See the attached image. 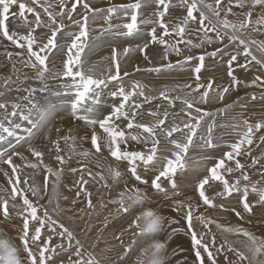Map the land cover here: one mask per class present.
I'll return each mask as SVG.
<instances>
[{
  "label": "snow or ice",
  "instance_id": "snow-or-ice-1",
  "mask_svg": "<svg viewBox=\"0 0 264 264\" xmlns=\"http://www.w3.org/2000/svg\"><path fill=\"white\" fill-rule=\"evenodd\" d=\"M246 5L248 11L240 13L242 19L233 21L228 18L236 15L234 7L244 9ZM14 8L16 11H13ZM78 8H82L83 12H78ZM175 8L180 9V16H172L171 10ZM257 8L260 15L253 19V10ZM98 20H102L103 24L93 28L91 25ZM149 25L150 29L147 28ZM21 28L25 31L21 32ZM38 29L42 31L38 32ZM249 29L252 32L264 31V0H250V3L249 0H227L226 4L225 0H128L126 3L109 2L106 7H93L90 0H0V43L7 41L19 50L8 51V45L4 46V57L11 64V74L0 83V89H3L0 90V163L11 170L10 174L7 170L3 173L11 189L8 198L0 197V213L3 216L0 223L11 219L10 209H14L21 220L19 248L0 239V264H102L94 252L87 250L74 229L63 222L64 214L71 212L67 220L74 222L77 211H85L84 208L75 210L73 207H62L60 203L61 199L68 200L67 196L59 193V187L64 166L71 160V156L66 159L61 154L60 141L67 143L69 139H76L68 135L51 138L53 131L60 133L61 129L54 127V122L64 113L88 126L83 134L77 133V136L83 141L90 140L91 149L94 150L76 153L73 147L74 154L84 159L96 155L97 167H101V158L110 157L116 164L115 167L111 164L107 166L112 185L108 184L102 173L93 174L86 163L78 161L79 167L68 168L73 174L79 173L73 185H65L69 191L76 189L71 205L83 202L87 209L92 210L88 212L91 218L97 204L93 203V193L86 186L90 180L96 181L99 177L97 182H103L101 187L117 191V197L107 202L117 206L114 213L110 211L104 217V228H107L111 223L110 216H126L132 213L134 207H143L150 200L146 189L151 188L157 196L171 202L168 206L173 212L178 215L183 213L181 219L186 227L172 228L167 233V239L181 231L190 237L194 257L191 264H219L220 255L224 256L225 264H264V259H261L264 257V239L240 226H223L205 215L208 209H219L231 211L243 220L245 214H254L256 205L264 207V164L257 170L260 179L253 181L247 166L239 159L241 156H251L254 139L264 143V134L255 136L264 129V120L251 123L248 119H242L240 124L246 130L237 133L239 138L233 143H218L213 135L215 129L228 125H218L217 116L227 114L236 106L246 108L247 103H240V99L244 98H238L214 111L201 107L222 104L226 95L238 91L240 87L264 88V76L254 74L250 81H245L235 74L236 68L250 72L252 67H256L257 72H264V41L245 38ZM194 33L198 42L188 38ZM106 35L138 38L142 43L128 45L121 50L113 46L111 63L105 73L96 76L93 71L95 65L86 71L82 57L86 49H91L93 41ZM214 44L217 45L215 49L207 51V47ZM194 49L203 51L196 54ZM131 53H138L142 57L144 67L137 64L133 72L122 71L119 57H128ZM172 54L178 57L175 62L170 59ZM14 55L17 60L11 63ZM224 55L229 57L226 61L229 83L216 84L211 76L203 82L201 74L214 70L206 60H222ZM155 57L159 58V63ZM238 57H243V62ZM57 60L58 65L53 63ZM17 64L31 69L33 74L21 76ZM176 69L190 72L192 82L164 86L157 95L146 94L145 89L148 92L155 89L138 80H133L128 87L124 84L125 78L137 72L159 76ZM28 80L37 86L25 85ZM50 81L57 82L55 87L50 85ZM12 92L25 94L8 99ZM173 92L184 94L173 96ZM257 99L264 101V92L259 97L255 93L250 95L251 101ZM153 101H167V105L156 104L154 108L145 109L144 106ZM177 101L181 105L178 110ZM145 114L155 118L154 122H141L138 118ZM177 117L180 123H176ZM239 126L234 123L232 128L235 130ZM133 129L139 131L133 132ZM36 138H43L54 145L53 159L58 167L46 164L44 152L31 147L30 142ZM133 142L142 147H134ZM22 145L27 146L26 150L35 159V162L26 161L24 164V167L33 170L30 176L22 177L18 172L20 166L13 160V157L25 159L18 150V146ZM221 147L228 149L221 156L206 154L199 158V161L215 160L214 164L205 166L204 174L196 179L195 191L199 203L193 206L191 202L175 199L181 195L177 178L189 170L187 158L190 150L209 153V150ZM105 150L107 157L103 156ZM122 163L126 164L124 171L119 167ZM259 163V159L252 158L253 168ZM41 169L43 180L37 184L35 177ZM125 175L136 185L146 186V189L142 190L136 185L129 187L127 180L120 189V181ZM209 191H212V195L208 194ZM250 194H255L257 199L250 201ZM234 196L238 197L240 209H229L223 203ZM81 197L83 201H80ZM53 199L55 206L50 209ZM217 199L223 202L217 204ZM98 206L100 209L107 207L102 200ZM202 207L205 212L200 211ZM164 219L151 209L136 214L127 228L114 236L123 246L119 259L123 261L138 243L133 239L131 244L124 246L122 237L125 232H132L133 237L154 236L163 230ZM176 223L179 221L175 219L168 221L169 226ZM197 223L202 231L196 230ZM260 223H264V220ZM213 225L223 232L245 237L251 256L230 245L227 240L217 245ZM11 227L15 228L16 225ZM91 227V224L85 226V236ZM102 231L99 230L96 241L91 245L93 249L100 241L99 233ZM206 236L208 240H205ZM54 240L58 242L53 243ZM165 249L166 242L154 240L141 250L135 264H167L168 257L162 256ZM228 252L233 253L235 259H229ZM62 254H66L67 258L55 259ZM176 254V250H173L172 255ZM176 264L182 262L177 261ZM183 264H187V258Z\"/></svg>",
  "mask_w": 264,
  "mask_h": 264
},
{
  "label": "rangeland",
  "instance_id": "rangeland-1",
  "mask_svg": "<svg viewBox=\"0 0 264 264\" xmlns=\"http://www.w3.org/2000/svg\"><path fill=\"white\" fill-rule=\"evenodd\" d=\"M226 1L227 0H225V2ZM66 2H68V0H66ZM104 2L105 3H103V4H99V7H106L109 2H112V3H126V2H128V0H105ZM211 2H213V0H211ZM173 10H174V17L181 15L180 9L175 8ZM13 11H16V9L14 8ZM247 11H248V6H247ZM78 12L82 13L83 9L82 8H78ZM243 12H246V11H243ZM240 13L241 12H237L236 13L235 21H237L238 19H242L243 18L242 16H240ZM255 14H256V9L253 10V16ZM222 15H223V13H222ZM29 19H32V18L29 17ZM17 22L20 23V21H17ZM177 22H179V21H177ZM66 23H67V21H66ZM98 24L99 25H95V26L99 27L101 24H103V21L100 20ZM147 28L150 29L151 25L147 26ZM69 30H74V29H69ZM23 31H25V30L23 29L21 32H23ZM37 31L39 32L40 30L38 29ZM258 34L261 35L262 38L257 36ZM257 37H259V38H257ZM188 38L192 39L194 42H198L195 33L192 34L191 36H189ZM245 38H254L257 41L258 40L264 41V34H262V32H256V34L255 33H248ZM92 43L96 44L98 49H104L106 51V53L108 54V59L102 60V62L99 63L98 64L99 66H98L96 63L91 62L92 59L89 56L88 57L86 56V59H85L84 55H83L82 58L85 61L84 67H85V70L87 71L89 68H93V66L95 65V67L93 69L94 74L96 76H100L101 74L105 73L106 67L109 65V63H111L110 55H111V49H112L113 46H115L117 49L121 50L123 47L128 46V45H134L136 43H142V40H140L138 38H124V37H117V36H114V35H106V36L100 38L99 40L93 41ZM225 43H227V41H225ZM2 44L3 43H0V48H2V49H3V47L5 45H8V47H7V50L9 49L8 51H13V52L19 51L17 49H14L9 44V42H7V41H4L5 45H2ZM216 46L217 45H215V44L211 45V46H208L207 47V51H209V52L213 51ZM181 47H183V45H181ZM253 48H255V46H253ZM150 51H151V49H150ZM193 51L196 54H200L203 51V49H194ZM102 52H104V51H102ZM104 55H106V54L104 53ZM228 58L229 57L227 55H224L222 60L219 59V58H217L216 60H213L212 58H208L206 60V63L209 64V65H212L214 70L206 71V72H203L201 74L202 78H203V82H206L207 78L209 76H211V77H213L215 79L216 84L227 85L229 83V78L226 75V69H227L226 61L228 60ZM4 59H5V57H4ZM87 59L91 62L92 66L87 64V62H86ZM119 59H120L121 65H122V71L123 70H127L129 72H133V69H134L135 65L139 64L141 67H144V64H145V62L143 61L142 57L138 53H131L128 57H122L121 56V57H119ZM155 59H156L157 63L160 62L158 57H155ZM170 59L173 62H175L178 59V57H176L174 54H172V55H170ZM243 59H244L243 57H238V60L240 62H243ZM16 60H17V57H15V55H14L12 62L15 63ZM5 61H6L5 64L8 65L10 67V69H11V65L9 64L10 62L7 64L8 61L6 59H5ZM3 63H4L3 61H0V65H2ZM55 63L58 65V62H55ZM20 66L21 65H19V64L17 65V68L20 69V75L22 73H24V72L28 73V70H31V69H27V68H23L22 69V67H20ZM86 68H88V69H86ZM254 68L255 67H252L250 72H245L243 69H240V68L237 69L236 68L235 74L240 79L245 80V81H250L254 74H259L261 76H264V72H257L256 73L255 70H257V69H254ZM190 77H191V73L190 72L182 71L180 69H176V70H173L170 73H166V74L159 75V76H157L154 73L137 72L132 77L125 78L124 84H125L126 87H128V86L131 85V83H132V81L134 79V80L140 81L141 83H144V82L156 83L157 85H162L163 83H170V84L176 85V84H183L184 82H192ZM13 79H15V75H13ZM0 80H1V77H0ZM49 83L53 87H55V85L57 84V82H55V81H50ZM25 85L37 86L31 80L25 82ZM161 89H162V87L159 86L153 92H149L148 93L147 89H145V92L148 95H150V94L151 95H157L159 90H161ZM185 91H187V90H185ZM262 92H264V88H257V87L245 88V87H240L238 91H232V92H230V94L226 95L225 100L223 101L222 104L221 103H216V104H213V105H201V107L205 108L206 110H213L214 111V110H216L218 108L223 107V105L231 104L233 101H236L238 98H244V99H240V103H242V104L243 103H247V107L246 108H241L239 106H236L231 111H229L227 114H225L223 116H217V118H216L217 119V124L218 125L221 124V123L227 124L228 127H217L215 129L213 135L216 138V142H218V143H233V142H235L239 138L237 133H241V132H244L246 130L245 127L242 124H240V121L242 119H248L251 123H255L257 121L264 120V106H262V104H264V101H261L259 99H257L256 101H251L250 100V95L252 93H255L257 95V97H259ZM24 94L25 93H23V92H20V93L13 92V93L9 94L7 98L8 99H13V98H15L17 96H22ZM183 94H184L183 92H173V93H171V95H173V96H175V95H183ZM134 99H139V98H134ZM53 100H54V98H53ZM23 103H26V102H23ZM155 103L156 104L167 105V101H153L152 104H150V105L146 104L144 107H145V109L154 108L155 105H156ZM179 107H181V105H180L179 101H177L176 102V110H178ZM161 110H163V109H161ZM104 111L106 112L107 109H104ZM169 111H173V109H169ZM231 118H236V119H234L235 120L234 121ZM138 119H140V121L143 122V123L154 122V120H155V118L149 117L146 114L144 116H142V117H139ZM169 119L171 120L172 117H170ZM59 121H61V124H59L60 123ZM180 122L181 121H180L179 117L176 118V123H180ZM55 123H56L57 127H60V129H63L65 127V131H63V136L66 135V133H68L69 136L71 137L72 132H73V134H74L73 137L75 136V138H76L78 136L75 135V134H77V133L83 134V132L88 129L87 125H84L83 122H81V121H74L69 115H67V113L62 114V118L58 117L57 121H55L54 124ZM62 123H63V125H62ZM72 123L75 126L79 125L78 127L77 126L76 127L77 128H82V129H77L74 125H72ZM234 123L240 125L235 130L232 128V125ZM56 125H54V127H56ZM69 125L73 126V130L74 131L72 130V127L69 126ZM62 126H63V128H62ZM68 130L71 131V135H70V131L67 132ZM77 131H79V132H77ZM136 131H139V130L133 129V132H136ZM201 131H203V129H201ZM75 132H77V133H75ZM53 133L56 134L55 131H53ZM60 133L62 134V130L60 131ZM60 133H58L57 135L58 136H62V135H60ZM261 134H264V129H262L261 132L256 133L255 136L259 137ZM177 135H179V134H177ZM221 137H222V140H221ZM53 138L56 139L57 137H53ZM40 140H42V138L41 139L40 138H36V139L32 140L30 142V144H32V145L34 144L35 145V143H36L38 145V146L35 145L36 148H38L37 150L43 151L44 154H45L44 157L46 155L48 156L49 155L48 153H51L52 156H51L50 160L47 161L46 164H49L52 167L55 166V168L58 167L57 162L54 161V159H53V156L55 154L54 148H53L54 146H52V144H50V143H48L47 146H44L43 144H41L43 141L41 142ZM71 140L72 139H69V141L67 142L68 144L65 143L63 140H61L62 142L60 141V146L63 149L61 154H63L66 159L68 158V156L71 155V160H72V161L70 160V162H68L64 166L65 171L63 172L64 175L62 174V179H65L66 181L71 180L73 183H74L75 180L78 179L79 173L71 174V172H70L71 175H69V171L67 169L71 168V167H79V164H77V162L79 160V162H81V163H86V164L88 163L87 167L89 169L91 168V171L93 172V174H95L97 172L102 173L104 175L105 179L107 180L108 184L112 185V179H111L110 174H108L109 172L107 171V166L109 164H111L113 167H115L116 166L115 162L110 157H108V159L101 158L100 159L101 162L100 161L99 162H100L101 165H102V163L104 165L101 166V167H97L95 165V161H97V159H96L97 156L96 155H92V156H89L87 159H84L83 157L74 154V152L72 151V148L76 145L75 146V150H76L75 152L76 153H78L80 151H85V150H91V151L94 152V150L91 149L90 140L83 141V140L79 139V137H78V138H76V142H75L76 144L73 143L75 140L74 141L72 140V143H71ZM34 145L32 147L35 148ZM133 146L136 147V148H141L142 147V145H135L134 142H133ZM19 147H21V146H18V150L20 152H22V155L25 157V159L22 160L20 157H13L14 163L20 166L18 168V172L21 174L22 177L23 176H30L33 173V170L24 167V164H25L26 161H29V160L35 162V159L34 158L32 159V156L30 155V153H28L29 151H27V150H26L27 152L25 151L26 145L25 146L22 145L23 148L22 147L19 148ZM47 147H50L51 149H53V151L51 149L46 150ZM66 149H67V151H66ZM49 150H50V152H49ZM226 150H228L226 147H221V148H218V149H215V150H209V153H204V152H202V151H200L198 149L190 150V152L188 154V158H187V164H188V169L189 170H188L187 173H185L182 176H178V178H177L178 179V183L180 184L181 195L179 197H175V199H177V200H185V201L191 202L193 204V206H195L197 203H199L198 194L195 191L196 179H197L198 176L204 174L205 166H210V165L215 163L214 159L213 160H202V161H199V158L205 156L206 154H210V155H212L214 157H219ZM23 152H24V154H23ZM26 153H27V155H25ZM28 154L30 155V157H29ZM67 154H69V155L67 156ZM107 155H108L107 151L105 150V152L103 153V156L107 157ZM75 157H76V159H75ZM253 157H255V158L260 160V163L257 164L255 166V168H253L251 166V160H252ZM93 158L96 159V160H94ZM239 159L241 160L242 163H244L247 166V170L249 172V175H250L251 179L253 181L259 180L260 176H259V173H258L257 170L260 169L261 164H264V143H261L258 139H254V143L251 146V156H246L245 155V156L239 157ZM73 160L75 161L76 164L73 162ZM84 160H88V161L84 162ZM198 161H199V163H198ZM0 165L4 166V167H8L7 165L2 164V163H0ZM229 165L234 167V164L232 162H229ZM119 167H120L121 171H124V169L126 168V164L122 163ZM95 168H97L98 170L95 169ZM10 172H11V170H10ZM190 172H191V175H190ZM65 173H67V174H65ZM186 174H188V175H186ZM236 175H239V173H236ZM85 178H87V176ZM226 178H229V177H226ZM35 179H36L37 184L42 183V180H43L42 169L40 171V174L37 175L35 177ZM125 180H127L129 187H131L133 185H136V182L134 180H132L129 176L125 175L120 181V189L123 188ZM97 181H99V177H97L96 181H91L90 180L89 185H87L86 187L93 193V195H92L93 203L97 204V208H99V206H98L99 202H100L99 198H100V196H102V201L104 202V199H103L104 193L103 192L105 191V189L112 190L113 193H114V194H108L107 195V198L109 196V199L116 198L117 197V191H115V190H113L111 188L101 187V184L103 182H97ZM29 183H32V181L29 180ZM62 183L63 182H61V184ZM136 186L139 187L142 190L146 189V186H144V185H136ZM165 186H167V182H165ZM72 190L69 191V192H73V194H75L74 191L76 189H74L73 191ZM146 190H147V193H148V195L150 197V200L145 202L143 207H139V206L134 207L132 212H134V211L135 212L133 214L136 215V214L140 213L143 210L151 209L154 212H156L157 214L163 216L165 219H164L163 230L160 231L159 233L155 234L154 236H151L152 240H150V241H148L146 243H145V239L142 240L140 245H139L140 250H142L143 248H147L149 246V244H151L154 240H159L160 242H166V249L162 253V256L168 257L167 264H176L177 261H181L182 264H183V262L185 261V258H187V264H191V262L194 259V257H193L192 251H191L190 237L186 236L184 234V232L181 231V232H178L175 235H173L171 239H167V233L171 232L172 228H184V227H186L184 221L181 219V216L183 215V213L178 215L177 213L173 212L171 210V208L168 206L171 203L170 201H165V200H163L162 197L157 196L153 192V190L151 188H147ZM96 194H98V195H96ZM208 194L212 195V191H209ZM29 195H30V193H29ZM250 195H251V198L249 199L250 201H255L257 199L255 194H250ZM96 196L98 198H96ZM74 198H75V195L73 196V199ZM82 199H84V198L81 197L80 201H83ZM43 202H46V201H42V203ZM222 202L223 201H220L219 199H217L215 201V203H217V204L222 203ZM223 203H225V206L227 208H229V209L233 208V207H235L237 209H240V205L238 204V197L237 196H234L233 198H229L228 202H223ZM77 204H79V203H77ZM77 204L73 205L72 207L75 208L74 206H77ZM53 205L55 206V199H53ZM53 205L50 206V209L52 207H54ZM13 210H10V211L12 212V215L15 216V220L13 222L11 220H8V221H3V223H0V239H5L10 244H12L13 246H16V247L19 248L20 247V241H19V238H18V231H19V226L21 224V220H20L19 217H17L15 215V211H13ZM90 211H92V210H90ZM200 211L201 212H205L203 207L200 209ZM100 212L102 213L103 217L100 218V219H97L96 222L94 221L93 218H89V217H86V218L80 220V215H82V214H79L78 216H76L75 219L77 220V222H80V223H78L77 230H75L73 228L76 236L78 238H80L85 243L86 248H87L88 251L94 252V254L97 256V258L102 261V264H115L117 262H119V264L120 263H122V264H134L135 263L134 261H136L137 257H140L141 251L139 250L137 255H135L136 257L132 258V257H130L131 254H128V256L125 257V259L123 261H121L119 259V257L123 253V246L121 245L120 241H118V240H116L114 238L115 234L118 231L122 230L123 228H127L128 224L131 222L132 219L130 218V216L128 218H126L128 215L120 216L123 219V221L121 220L122 222L116 228L112 227V223H109L108 227L104 228V223H103L104 217L107 216L110 211L108 209H106V207H105L104 209H100ZM253 213H254L253 214L254 216L245 214L243 220L238 219L235 216V214L232 213L231 211L223 212V211H221L219 209H208L205 212V215L206 216H211L214 220H217L223 226H226V227L240 226V227L248 230L249 232L253 233L256 237L264 239V223H260L261 220H264V207H261L260 205H256L253 208ZM255 213H258V214L255 215ZM84 214L82 216H84ZM70 215H72V213H70V212H69V214L68 213L64 214L63 222L65 224H67L69 227H72L71 224H73V223L69 222L67 220V216H70ZM86 215L88 216L87 212H86ZM228 217H234L235 218V223H232L230 221L231 219L228 218ZM227 218H228V220H227ZM109 219L112 222V216H110ZM115 219H119L120 220L119 216H116ZM171 219H175V220L179 221V223L172 224L171 226H169L168 221L171 220ZM2 220H3V216H2V213H0V221H2ZM98 221H99V224H98ZM95 223H96V225H95ZM88 224H91L92 227H91V231L87 233V236H85V233H84L83 230L85 229V226L88 225ZM11 225H16V227L13 228V227H11ZM211 227H212V231L216 235V244L217 245L221 244L222 239H225V240L229 241V244L234 246V247H235V245H237V243H239V241H241V243H243V245H241V247H247L246 245L249 243L246 240V238L243 237V236H238V235H234V234H231V233L223 232L220 229H217L215 227V225H213ZM100 229H104L103 233L100 232L99 234H100V236H102V239L104 240V244H105L106 247H105V252H103V253H101L99 255V254H97V247L98 246L96 245V247L93 249L91 247V245L93 244V242L96 241L97 234H98ZM196 230L197 231H202V228L200 227V225L198 223L196 225ZM132 231H135V229H133ZM91 234H94L93 236L95 237L93 242L89 240V238L91 239V237H92V236H90ZM104 235H105V237H104ZM122 239L124 241V246H127V245L131 244L132 240L134 239V237L132 235V232H125L123 237H122ZM208 239H209V237L206 236L205 240H208ZM56 241L54 240L53 243H56ZM173 250H176V253H177L176 255H172ZM135 251H137V250H135ZM247 253H249V255H251V253L248 251V247H247ZM21 255H23V253H21ZM227 255H228L229 259H232L233 257H234L233 259H235V256L232 255V253L228 252ZM61 258L66 259L67 258L66 254H62V257H57L55 259L59 260ZM142 259H146V258L142 257ZM261 259H264V257H261ZM218 261H219V264H225L224 256L223 255L218 256Z\"/></svg>",
  "mask_w": 264,
  "mask_h": 264
},
{
  "label": "bare ground",
  "instance_id": "bare-ground-1",
  "mask_svg": "<svg viewBox=\"0 0 264 264\" xmlns=\"http://www.w3.org/2000/svg\"><path fill=\"white\" fill-rule=\"evenodd\" d=\"M105 0H90V3L92 4V6L93 7H99V4H103V3H105L104 2ZM209 2H211V0H209ZM227 3V1L225 2V4ZM249 3H250V0H249ZM242 11H247V5L245 6V8L244 9H240V8H236V7H234L233 8V12L234 13H237V12H242ZM171 12H172V16H174V10L172 9L171 10ZM260 15V10H259V8L258 9H256V14L253 16V19H255L257 16H259ZM230 20H233V21H235V15H230L229 17H228ZM13 19H15V18H13ZM99 21L100 20H98L95 24H92L91 26L93 27V28H98L97 26H95V25H99L98 23H99ZM18 23V22H17ZM20 31H22L23 30V28H21V29H19ZM40 31H42V30H40ZM248 33H255L256 34V32H252L250 29L248 30ZM262 34H264V31H262ZM257 36H259V37H261L262 38V36L261 35H257ZM259 37H257V38H259ZM258 41H261V40H258ZM2 45H5L4 44V42H3V44ZM108 48V47H107ZM111 49V48H110ZM254 50H255V48H253ZM4 47H3V49L2 48H0V61H3L4 63L2 64V65H0V77H1V80H0V83H2V81H3V79L5 78V76H7V75H9V74H11V69H10V67L9 66H7V67H5V59H4ZM9 50V49H8ZM118 50H120V49H118ZM102 51H104V52H102ZM104 53L107 55H104ZM258 54V53H257ZM86 56L88 57H90L92 60H91V62H94V63H96L97 65L99 64V63H101L102 62V60H104V59H108V54L106 53V51L104 50V49H98L97 48V45L96 44H94V43H92V47H91V49L89 50V49H86V51H85V54H84V58L86 59ZM111 56V55H110ZM89 59V58H88ZM87 59V64L88 65H90V66H92L91 65V62L89 61ZM55 62H58V60L57 61H53V63H55ZM9 62H7V64H8ZM13 63V62H12ZM10 64V63H9ZM110 64V63H109ZM11 65V64H10ZM18 65V64H17ZM99 66V65H98ZM101 66V65H100ZM20 67H22V66H20ZM135 67V66H134ZM22 69H23V67H22ZM86 69H88V68H86ZM238 69V68H237ZM254 69H256V67L254 68ZM253 69V70H254ZM103 72V71H102ZM143 72V71H142ZM255 72L257 73V70H255ZM24 73H26V72H24ZM24 73H22V74H24ZM99 73V72H98ZM21 74V76H23ZM27 74H29V75H32L33 73H32V70H28V73ZM12 78H13V76H12ZM134 80V79H133ZM29 81V80H28ZM27 82V81H26ZM56 84V83H55ZM144 84H148V85H150L151 87H153L154 89H156L157 87H159V86H161L162 88L164 87V86H168V87H172V86H174L173 84H170V83H163L162 85H157L156 83H147V82H144ZM13 87H15V85H13ZM0 90H3V89H0ZM148 91V90H147ZM13 93V92H12ZM149 93V92H148ZM11 94V93H10ZM151 95V94H150ZM156 104V103H155ZM68 115V114H67ZM228 116V115H227ZM178 118V117H177ZM230 118V117H229ZM237 118V117H236ZM236 118H231L232 120H234V119H236ZM239 119V118H238ZM57 121V120H56ZM235 121V120H234ZM60 123L59 124H61V121H59ZM68 123V122H67ZM66 124V123H65ZM54 125H56V123L54 124ZM62 125H63V123H62ZM67 125V124H66ZM72 125H74L73 123H72ZM69 126H71V125H69ZM75 126V125H74ZM77 126V125H76ZM75 126V127H76ZM79 126V125H78ZM77 126V127H78ZM56 127H57V125H56ZM72 127V130H73V126H71ZM76 127V128H77ZM60 128V127H59ZM62 128H63V126H62ZM69 128V127H68ZM64 129V130H63ZM63 129H61L62 130V134L60 133V135H62L63 136V131H65V127L63 128ZM77 129H82V128H77ZM76 129V130H77ZM67 130V129H66ZM70 130H68L67 132H69ZM74 131V130H73ZM80 131V130H79ZM79 131H77V132H79ZM77 132H75V133H77ZM81 132V131H80ZM58 133H51V138H53V137H57L58 135H57ZM65 134V133H64ZM68 133H66V135H67ZM70 135H71V131H70ZM73 132H72V135H71V137H73ZM75 135H77V134H75ZM68 136H69V134H68ZM75 137V136H74ZM76 138H78V137H76ZM41 139V138H40ZM54 139V138H53ZM42 143L41 144H43L44 146H47L48 145V141L47 140H45V139H43L42 138V140H40ZM62 142V141H61ZM76 142V139H75V141L73 142V143H75ZM71 143H72V140H71ZM68 144V143H67ZM66 144V145H67ZM76 144V143H75ZM32 145V144H31ZM34 145V144H33ZM32 145V146H33ZM35 145H37L36 143H35ZM34 145V146H35ZM40 145V144H39ZM50 145V144H49ZM25 146V145H24ZM31 146V147H32ZM38 146V145H37ZM52 146H54V145H52ZM51 146V147H52ZM69 146V145H68ZM76 146V145H75ZM75 146H74V148H75ZM22 147V146H21ZM21 147H19V148H21ZM27 147V146H26ZM40 147V146H39ZM67 147V146H66ZM65 147V148H66ZM23 148V147H22ZM35 148H36V146H35ZM54 148V147H53ZM71 148V147H70ZM38 149V148H37ZM48 149H51L50 147H47L46 148V150H48ZM44 150V149H43ZM45 150V151H46ZM52 151H53V149H51ZM25 151H26V148H25ZM51 151V152H52ZM66 151H67V149H66ZM76 151V150H75ZM27 152V151H26ZM43 152V151H42ZM49 152H50V150H49ZM78 152V151H77ZM22 153V152H21ZM28 153H30V152H28ZM48 153V152H47ZM53 153V152H52ZM23 154H24V152H23ZM49 155L47 156H45V157H43V159H44V162L45 163H47V161L48 160H50V158H51V153H48ZM71 154V153H70ZM25 155H27V153L25 154ZM29 155V154H28ZM31 155V154H30ZM30 155H29V157H30ZM45 155V154H44ZM63 155V154H62ZM69 154H67V156H68ZM71 156V155H70ZM30 159V158H29ZM32 159H33V157H32ZM75 159H76V157H75ZM74 159V160H75ZM94 159V158H93ZM97 159V158H96ZM96 159H94V160H96ZM73 160V162L75 163V161ZM30 161V160H29ZM53 161V160H52ZM55 161V160H54ZM72 161V160H71ZM79 161V160H78ZM85 161H88V160H84V162ZM90 161V160H89ZM31 162H34V161H31ZM70 162V161H69ZM72 162V163H73ZM94 162V161H93ZM96 162L97 161H95V165H96ZM101 162V161H100ZM91 163V162H90ZM51 164V163H50ZM76 164V163H75ZM74 164V165H75ZM77 164H78V162H77ZM88 164V163H87ZM55 165V164H54ZM104 164L102 163V165L101 166H103ZM121 165V164H120ZM68 166V165H67ZM73 166V165H72ZM54 168H55V166H54ZM91 169V168H90ZM95 169H97V168H95ZM5 170H7L8 172H9V174H10V170H9V168L8 167H4V166H1L0 165V197H3V198H8V195H9V193H10V189H11V186L10 185H8L7 184V178L4 176V171ZM98 170V169H97ZM97 172V171H96ZM65 174H67V173H65ZM71 174H73V173H71ZM70 174V172H69V175H71ZM109 174V173H108ZM64 175V174H63ZM184 175V174H183ZM186 175H188V174H186ZM190 175H191V172H190ZM73 176V175H72ZM109 176V175H108ZM66 177V176H65ZM70 177V176H69ZM68 177V178H69ZM76 177V176H75ZM73 179V178H72ZM75 179V178H74ZM61 182H63L62 184H60V187H59V193L62 195V196H67L68 197V200L67 201H65V200H60V203H61V206L62 207H72L73 205H71V201L73 200V196L75 195V194H73V192H69V190H68V188L67 187H65V185H69V186H71V185H73V182L71 181V180H68V181H66L65 179H62V181ZM99 188V187H98ZM75 188H73V190H74ZM72 190V191H73ZM76 191V190H75ZM75 191H74V193H75ZM104 193V195H103V199H104V203L107 205V207H106V209H108L109 211H111V212H115V208L117 207L116 205H112V204H108L107 202H108V200H110L109 199V196H108V198H107V195L108 194H114L113 193V191L112 190H107V189H105V191L103 192ZM96 195H98V194H96ZM113 196V195H112ZM114 197V196H113ZM96 198H98L97 196H96ZM251 198V195H250V197H249V199ZM115 199V198H114ZM83 200V199H82ZM99 200L101 201L102 200V196H100V198H99ZM155 201V200H154ZM157 202V201H156ZM77 203H79V204H77V206H74L75 208V210H79V209H81V208H84L85 209V211L84 212H82V213H80V212H78L77 211V215L76 216H78L79 214H84V216H82V215H80V220L81 219H84V218H86V217H89V215L87 216L86 215V212L88 213V212H90V210L89 209H87L86 208V206H85V204L83 203V202H77ZM10 204H11V201H10ZM54 206V205H53ZM10 210H13V209H10ZM141 210V209H140ZM13 211H15V210H13ZM135 212V211H134ZM134 212H132L131 214H128V216L126 217V218H128L129 216H130V218L131 219H133L134 218V216H135V214H133ZM138 212V211H137ZM71 213V212H70ZM68 214H69V212H68ZM133 214V215H132ZM139 214V213H138ZM256 214H258V213H255V215ZM254 216V215H253ZM81 217H83V218H81ZM103 216H102V213L100 212V208H97L96 209V211L95 212H93V214H92V217L91 218H93L94 219V221L96 222V220L97 219H100V218H102ZM116 218V216H112V227L113 228H116L122 221H123V219L119 216V218H120V220L119 219H115ZM129 218V219H130ZM228 218H230L231 220V222L232 223H235V218L234 217H228ZM228 218H227V220H228ZM12 222L15 220V216L14 215H12L11 216V219H10ZM122 220V221H121ZM128 220V219H127ZM129 221V220H128ZM82 222V221H81ZM73 224H71V226H72V228H74L75 230H77V228H78V223H80V222H77V220L76 219H74V222H72ZM141 223H143V221H141ZM98 224H99V221H98ZM95 225H96V223H95ZM101 226V225H100ZM103 231H104V229H103ZM103 231H102V233H103ZM93 233V232H92ZM94 234H91L90 236H92L91 237V239L89 238V240L90 241H94V239H95V237L93 236ZM104 237H105V235H104ZM144 237V238H143ZM134 239L135 240H137V245L136 246H134L133 247V250L129 253V254H131L130 255V257H132V258H134V257H136L135 255H137V253L139 252V250H140V248H139V245H140V243H141V241L142 240H144L145 239V243L146 242H148V241H150V240H152V237L151 236H137V237H134ZM56 241V240H55ZM225 241V239H222V242L221 243H223ZM54 242V241H53ZM57 242V241H56ZM218 242V241H217ZM228 243H229V241H227ZM220 243V242H219ZM241 245H243V243H241V241H239V243H237V245H235V247L236 248H238L240 251H242V252H244L246 255H249V253H247V247H241ZM97 254H101V253H103V252H105V244H104V240L102 239V236H100V241L97 243ZM135 250H137V251H135ZM141 251V250H140ZM231 253V252H230ZM231 255V254H230ZM232 255H234L233 253H232ZM249 256H251V255H249ZM62 257V256H61ZM67 257V256H66ZM231 257V256H230ZM57 258V257H56ZM234 258V257H233ZM232 258V259H233ZM107 259V258H106ZM135 262V261H134ZM170 262V261H169ZM115 264H119V262H117V263H115ZM120 264H122V263H120ZM135 264V263H134Z\"/></svg>",
  "mask_w": 264,
  "mask_h": 264
}]
</instances>
